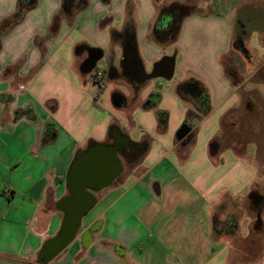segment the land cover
Instances as JSON below:
<instances>
[{"label": "crops", "instance_id": "0c3cea01", "mask_svg": "<svg viewBox=\"0 0 264 264\" xmlns=\"http://www.w3.org/2000/svg\"><path fill=\"white\" fill-rule=\"evenodd\" d=\"M80 1L35 0L4 25L18 0H0V259L264 264L262 193L253 192L261 207L246 209L245 234L239 223L253 184H264L249 158L257 142L244 146V131H264V80H253L264 66V0ZM89 48L102 53L101 91L80 71ZM157 112H166L163 129ZM89 146L95 157L113 147L120 170L90 191L74 238L41 254L60 227L70 165ZM256 236L257 260H236L232 249Z\"/></svg>", "mask_w": 264, "mask_h": 264}, {"label": "water", "instance_id": "95a60500", "mask_svg": "<svg viewBox=\"0 0 264 264\" xmlns=\"http://www.w3.org/2000/svg\"><path fill=\"white\" fill-rule=\"evenodd\" d=\"M62 1L64 8H71L75 0ZM101 57L100 50L89 48L87 58L80 65V71L88 72ZM170 59V72H172L174 59L172 57ZM145 77L149 78L148 75ZM113 100L115 104H118V97ZM189 130L187 123L182 124L176 131V138H184ZM94 148L95 146H89L86 151H79L75 155L66 177L68 195L58 202L64 211L59 230L43 243L41 254L47 253L49 256H54L74 238L81 217L94 204L95 198L90 191L110 185L119 172L120 164L113 147H101L96 157L92 156Z\"/></svg>", "mask_w": 264, "mask_h": 264}, {"label": "rangeland", "instance_id": "374dc122", "mask_svg": "<svg viewBox=\"0 0 264 264\" xmlns=\"http://www.w3.org/2000/svg\"><path fill=\"white\" fill-rule=\"evenodd\" d=\"M255 59H256V61H258L257 55L255 56ZM244 64H245V62H244ZM258 64H260L259 61H258ZM97 66L103 67V62L99 60L95 63V65L90 69V72L87 74V79H88V82H90L91 84H94L95 86L97 85V87H98V84L93 81L94 76H95V71L97 70ZM103 68L105 69V67H103ZM253 80L254 81L264 80V66L263 67L261 66L258 73L255 74V76L253 77ZM259 122H260V120H259V118H257V120H255L253 122V124H251V125L254 126V128L255 127L260 128ZM249 125H250V123L248 124V126ZM224 132H225V133H223L224 135L228 134V131H224ZM239 133H240V131L236 132V135H239ZM263 133H264V131H244V136H245L244 146L246 144L245 141H256L257 142L258 150L256 153L250 154L249 158L251 159V161L254 164H257L259 166L258 169L260 170V173L264 175V136H263ZM232 139H234V137H231L229 135V137L226 139V142H230ZM237 139L238 138L236 137V140ZM248 146H249V149H251L253 147V144L249 143ZM235 147H236V150L242 149L240 143L236 144ZM112 185H113V183H112ZM246 192H248V188L244 189V193H246ZM253 192L260 193V194L262 193L264 196V184H259V185H257L256 183L253 184L252 194H253ZM259 207H261L260 204L254 205L253 199L251 196L244 199V213L239 218V223H240L242 234L246 233V224L248 223V218L246 216V214L248 212L247 210H253L255 213H257ZM256 221H257V218L254 220V223H253L254 226L256 225ZM258 238H259V236H256V238H254V240L250 244V247H247V248L244 247L241 249H236V247L233 248L232 249L233 257L236 260H238V258H240V256L242 255V256H246V258H252L254 260H257V258L260 255L259 254V246H258L259 245L258 244V240H259ZM204 250L207 251V249H201V259L208 258L210 256V252H209V254L206 253L205 255H203ZM172 252L174 253V251H172ZM0 264H14V263H12V262L7 263V262L0 259ZM154 264H164V263H162V262L161 263L160 262L155 263L154 262Z\"/></svg>", "mask_w": 264, "mask_h": 264}, {"label": "trees", "instance_id": "16d2710c", "mask_svg": "<svg viewBox=\"0 0 264 264\" xmlns=\"http://www.w3.org/2000/svg\"><path fill=\"white\" fill-rule=\"evenodd\" d=\"M34 3H35V0H18V2H17V7H16V10H15V12H14V14L9 18V19H7L5 22H4V25H6V24H8V25H13L14 23H16L21 17H22V15H23V13L28 9V8H30L32 5H34ZM77 6H81V7H83V6H85V0H82V1H80L79 3H78V5ZM173 11V7H170V8H168V10L167 11H165V12H172ZM175 11H176V8H174V14H173V16L174 15H176V13H175ZM164 12V13H165ZM182 12H183V10H182ZM180 13L181 14V16H180V18H179V20H178V22L180 21V19L182 18V14H184V13ZM178 27V23H176V25H175V27L171 30L173 33H171V35H172V39L174 38V31H175V29ZM171 28V27H170ZM96 82L99 84V88H100V91L103 89V85L98 81V80H96ZM157 117H158V121H159V127L161 128V129H163L164 128V126H165V123H166V112H157ZM50 140V139H49ZM213 221H214V225H213V228H214V232L216 233V232H221V228L219 227L220 226V222L217 220V218L216 217H214V219H213ZM232 227H233V229H235V227H236V224L234 223L233 225H232ZM233 229H229L228 230V232H233ZM223 230V229H222Z\"/></svg>", "mask_w": 264, "mask_h": 264}, {"label": "built area", "instance_id": "2783aa9c", "mask_svg": "<svg viewBox=\"0 0 264 264\" xmlns=\"http://www.w3.org/2000/svg\"><path fill=\"white\" fill-rule=\"evenodd\" d=\"M102 75H103L102 72H101L100 70L97 69V70L95 71V76H94V78L97 79V80H98V79H101V78H102Z\"/></svg>", "mask_w": 264, "mask_h": 264}, {"label": "flooded vegetation", "instance_id": "af4514ba", "mask_svg": "<svg viewBox=\"0 0 264 264\" xmlns=\"http://www.w3.org/2000/svg\"><path fill=\"white\" fill-rule=\"evenodd\" d=\"M122 148H123V147H122ZM124 155H125V152H124ZM256 197H257V195H256L255 193H253V194H252V199H253V201H256V199H257Z\"/></svg>", "mask_w": 264, "mask_h": 264}]
</instances>
